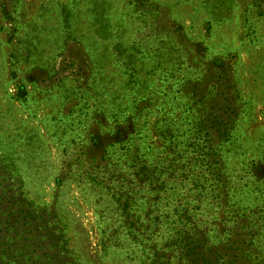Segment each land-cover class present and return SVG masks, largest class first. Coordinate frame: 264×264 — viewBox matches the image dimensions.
Instances as JSON below:
<instances>
[{"label": "rangeland", "instance_id": "1", "mask_svg": "<svg viewBox=\"0 0 264 264\" xmlns=\"http://www.w3.org/2000/svg\"><path fill=\"white\" fill-rule=\"evenodd\" d=\"M0 264H264V0H0Z\"/></svg>", "mask_w": 264, "mask_h": 264}]
</instances>
